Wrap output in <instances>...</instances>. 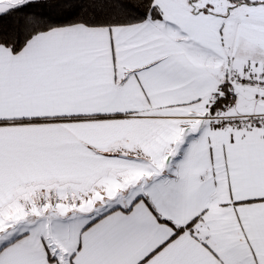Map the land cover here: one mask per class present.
Masks as SVG:
<instances>
[{
	"label": "snow or ice",
	"instance_id": "6c2138e0",
	"mask_svg": "<svg viewBox=\"0 0 264 264\" xmlns=\"http://www.w3.org/2000/svg\"><path fill=\"white\" fill-rule=\"evenodd\" d=\"M0 264H264V0H0Z\"/></svg>",
	"mask_w": 264,
	"mask_h": 264
}]
</instances>
